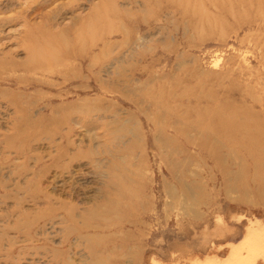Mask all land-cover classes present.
<instances>
[{
    "label": "rangeland",
    "instance_id": "1",
    "mask_svg": "<svg viewBox=\"0 0 264 264\" xmlns=\"http://www.w3.org/2000/svg\"><path fill=\"white\" fill-rule=\"evenodd\" d=\"M250 224L264 0H0V264H264Z\"/></svg>",
    "mask_w": 264,
    "mask_h": 264
},
{
    "label": "bare ground",
    "instance_id": "2",
    "mask_svg": "<svg viewBox=\"0 0 264 264\" xmlns=\"http://www.w3.org/2000/svg\"><path fill=\"white\" fill-rule=\"evenodd\" d=\"M73 159L71 158L70 159V162L72 161ZM187 191V190H186ZM192 194V193H191ZM190 194V195H191ZM191 199V198H190ZM249 226H251V224L249 225ZM258 226V225H257ZM261 227L260 226H258L257 228H256V230H254V228L251 226L247 231V233H246V240H245V242H249L250 240H254L255 242H256V240L257 241H259V242H262V245L264 246V229H263V227L260 229ZM248 245H250V244H248V243H246V246L248 247ZM239 250H241V249H238V250H235L234 248L231 250V253L233 252V251H237V253H239L238 251Z\"/></svg>",
    "mask_w": 264,
    "mask_h": 264
}]
</instances>
